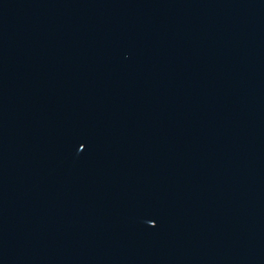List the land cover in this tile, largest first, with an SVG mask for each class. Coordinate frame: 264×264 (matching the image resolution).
I'll use <instances>...</instances> for the list:
<instances>
[{"label": "water", "instance_id": "1", "mask_svg": "<svg viewBox=\"0 0 264 264\" xmlns=\"http://www.w3.org/2000/svg\"><path fill=\"white\" fill-rule=\"evenodd\" d=\"M0 264H264V0H0Z\"/></svg>", "mask_w": 264, "mask_h": 264}]
</instances>
